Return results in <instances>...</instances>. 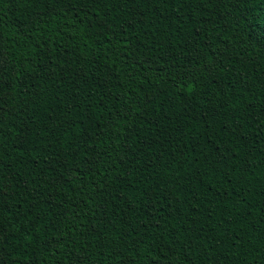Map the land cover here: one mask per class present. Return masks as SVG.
<instances>
[{
  "label": "trees",
  "instance_id": "obj_1",
  "mask_svg": "<svg viewBox=\"0 0 264 264\" xmlns=\"http://www.w3.org/2000/svg\"><path fill=\"white\" fill-rule=\"evenodd\" d=\"M264 0H0V264H264Z\"/></svg>",
  "mask_w": 264,
  "mask_h": 264
},
{
  "label": "snow or ice",
  "instance_id": "obj_2",
  "mask_svg": "<svg viewBox=\"0 0 264 264\" xmlns=\"http://www.w3.org/2000/svg\"><path fill=\"white\" fill-rule=\"evenodd\" d=\"M262 115H264V114H262Z\"/></svg>",
  "mask_w": 264,
  "mask_h": 264
}]
</instances>
